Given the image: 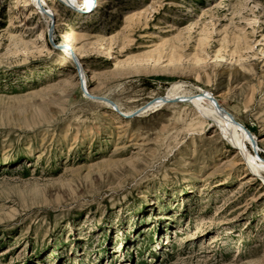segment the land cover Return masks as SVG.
<instances>
[{"label":"rangeland","instance_id":"1","mask_svg":"<svg viewBox=\"0 0 264 264\" xmlns=\"http://www.w3.org/2000/svg\"><path fill=\"white\" fill-rule=\"evenodd\" d=\"M79 1L0 0V264H264L262 175L187 98L137 113L202 87L264 160V0Z\"/></svg>","mask_w":264,"mask_h":264},{"label":"bare ground","instance_id":"2","mask_svg":"<svg viewBox=\"0 0 264 264\" xmlns=\"http://www.w3.org/2000/svg\"><path fill=\"white\" fill-rule=\"evenodd\" d=\"M33 2L35 9L44 17L46 29H50V31L53 32V29L50 28V21L51 16L57 14L55 7L50 8L49 10L46 9V3L45 0H30ZM63 3H65L68 6H71L76 9H80L81 2L79 0H61ZM86 2V8L91 6V1H85ZM36 11V12H37ZM44 25V26H45ZM17 41V40H16ZM72 41V40H71ZM64 46V51L67 52L69 57L73 60V58H76L80 65L81 60L79 59V56L77 52L79 49L76 48V45H72L73 52L67 48V46ZM80 68V66H79ZM83 69V68H80ZM82 77L85 79L84 74L82 73ZM197 93H191L186 90V88H182V85L180 84H173L172 89L170 88V91L166 93L163 96L156 97L153 99L143 110L138 111L137 113L139 115L146 113L149 110L152 109H158L161 106H163L168 100H176L177 98L185 99L187 98L189 102H191L196 108L199 109V111L206 117V118H212L214 121L218 124L220 127L222 133L224 136H226L240 151L241 155L244 156L245 160L247 161V164L249 166V169H251L254 174H260L264 178V160H262L259 156L252 153L250 148L248 147V143H251L255 146V148L259 147V143L255 140V137L253 134L249 131V129L246 128L242 123L238 122L235 117L228 112L225 108H223L215 98V96L207 91L206 89L200 87L197 88ZM92 92L87 91V94L90 95ZM93 96V95H92ZM102 96H93L92 98H97ZM103 103L110 104L109 101L100 98ZM125 116H130L129 111H125Z\"/></svg>","mask_w":264,"mask_h":264},{"label":"water","instance_id":"3","mask_svg":"<svg viewBox=\"0 0 264 264\" xmlns=\"http://www.w3.org/2000/svg\"><path fill=\"white\" fill-rule=\"evenodd\" d=\"M100 98L109 101L110 104H112V105H115L111 100H109V99H107V98H105V97H99V99H100ZM180 100H181L180 98H177L176 100H168L167 102L180 101Z\"/></svg>","mask_w":264,"mask_h":264}]
</instances>
